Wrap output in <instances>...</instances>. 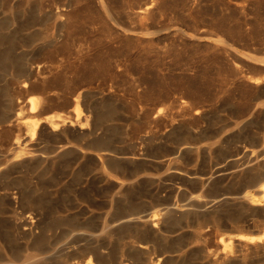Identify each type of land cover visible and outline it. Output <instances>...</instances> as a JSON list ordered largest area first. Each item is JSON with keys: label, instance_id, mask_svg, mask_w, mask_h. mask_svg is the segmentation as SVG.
I'll list each match as a JSON object with an SVG mask.
<instances>
[{"label": "rangeland", "instance_id": "374dc122", "mask_svg": "<svg viewBox=\"0 0 264 264\" xmlns=\"http://www.w3.org/2000/svg\"><path fill=\"white\" fill-rule=\"evenodd\" d=\"M0 37V57L8 54L20 74L29 60L48 67L26 89L0 72V113L32 96L46 101V110L26 114L19 128H0V162L18 148L17 140L18 149L43 156L62 145L79 148L104 139L119 156L146 159L98 167L76 151L48 163L38 160L2 179L3 189L21 195L18 216L39 215L41 229L26 238L1 196L0 264H32L43 257L40 264H61L60 250L76 234L68 231L78 226L100 229L131 209L145 216L195 196L210 202L253 189L247 180L200 186L192 177L233 165L246 149H264V90L251 82L264 78L259 65L264 61V0H248L245 9L242 0H0ZM55 53L66 58L58 71L50 68L49 55ZM80 89L86 90L95 115L108 114L95 122V136L42 138L37 130L28 132L33 120L75 119L73 92ZM185 142L198 153L180 156ZM161 160L169 166L161 167ZM118 164L129 174L121 173ZM175 169L191 174L179 178ZM116 178L132 183L127 194L111 182ZM28 199L37 205L29 208ZM218 212L242 214L231 201ZM208 229L213 239L233 232L226 225ZM38 238L52 252L25 261L36 253ZM255 262L264 264V259Z\"/></svg>", "mask_w": 264, "mask_h": 264}, {"label": "bare ground", "instance_id": "6f19581e", "mask_svg": "<svg viewBox=\"0 0 264 264\" xmlns=\"http://www.w3.org/2000/svg\"><path fill=\"white\" fill-rule=\"evenodd\" d=\"M247 2L248 0H242L244 9ZM105 10L108 12L106 8ZM61 15L59 11L55 13L57 17ZM49 56L53 59L50 65L52 70L58 71L64 67L65 54L55 53ZM11 63L13 62L8 54L1 56L0 72L10 73L11 83L24 89L31 85V80L35 76L42 75L48 68L45 63L29 60L25 62L20 74L16 66ZM259 65L264 70V61H261ZM251 82L264 90V78H251ZM82 83L81 81L79 84ZM4 93L9 96L8 92ZM27 93L30 94L31 91ZM73 94L75 97L72 103L75 104L77 111L75 119L67 117L54 120L51 117L45 120H33L27 123L28 132L34 135L37 130L42 138L56 134L60 136L71 134L78 140H90L92 136H95L97 133L95 122L106 120L108 114L95 115L92 104L87 102L85 89L75 90ZM81 104L84 113L80 112ZM45 105V99L36 96L29 97L27 102L11 103L5 112L0 113V128L6 126L11 129L19 128L26 114L34 115L44 112ZM32 139L31 137V141ZM15 144L19 148V140ZM18 148L10 154V157L5 158L4 162H0V181L13 175L16 169L32 168L38 160L48 163L49 160L60 159L76 151L82 159H91L98 167H103L109 161L122 163L146 161L143 156H119L118 153L110 150L104 139L90 143L86 147L62 145L51 154L43 156L26 148ZM198 150L194 145L185 142L178 148V154L180 156L187 152L197 154ZM158 164L161 167L169 166L167 160L158 161ZM116 168L123 174L130 172L122 166ZM188 174L191 173L179 169L173 171V175L179 178H188ZM193 175L192 179L200 186L215 183L217 180L238 183L247 180V183L244 182L245 185L253 189L240 196L219 197L210 202L195 196L187 204H174L145 216H140L131 209L126 214L105 221L100 229L78 226L68 231L69 233L74 231L76 234L60 250L61 264H193L192 260L197 255L199 256L197 264H259L255 260L264 259V149H246L243 158L235 160L233 165L216 169L207 177ZM111 182L120 189L122 194H127L132 187V183L121 178ZM1 196L5 197L6 204L19 225L18 229L26 238H35L41 229L39 215L30 213L19 217L15 210L20 204L21 195L17 192L9 193L0 186ZM230 201L239 206L242 214L218 212L222 204ZM27 203L29 208L37 205V202L32 199H28ZM200 210L205 211V214L199 215ZM243 213H250L257 219L249 220ZM191 224L196 225L195 230L188 235L187 230ZM208 225L216 228L226 225L233 232L221 234L220 237L213 239ZM41 241L39 238L35 241L36 253L33 254L34 257L27 254L25 261L52 252L49 246L44 248ZM45 259L47 257L34 261L32 264H40V261ZM4 264H14V262L7 260Z\"/></svg>", "mask_w": 264, "mask_h": 264}]
</instances>
